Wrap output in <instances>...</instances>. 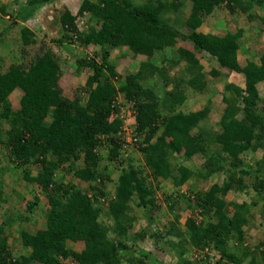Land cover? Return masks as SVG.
<instances>
[{"label": "trees", "instance_id": "1", "mask_svg": "<svg viewBox=\"0 0 264 264\" xmlns=\"http://www.w3.org/2000/svg\"><path fill=\"white\" fill-rule=\"evenodd\" d=\"M61 1L30 0L23 5L15 0L17 11L10 14L0 7L11 19L0 30V50L13 31L21 34V46L10 54L13 60L0 70V126L9 127L6 131L0 127V166L5 162L18 168L37 167L35 176L26 171L23 178L40 188L51 207L36 231L30 224L38 197L27 202L21 214H6L0 225L2 237L14 222L29 224L18 228L21 242L15 248L5 240L0 244V264H121L123 260L161 264L152 252L136 254L127 244L131 203L141 209L156 207L159 184L151 178L170 181L179 189L191 180L208 182L214 176L222 181L193 191V198L178 196L202 219L187 218L185 236L165 242L176 251V264H207L209 257L201 254L206 247L219 256L216 264H264V243L256 247V254L241 248L251 211L232 203L230 215L226 200L231 190H246L243 181L254 176L257 181L252 187L264 202V50L256 60L251 49L252 58L241 62L244 29L223 36L202 32L209 17L226 8L250 23L258 21L263 34L264 16L254 10L264 0H83L77 14L57 8ZM48 6L54 7L47 14L52 20L43 21L58 28L57 38L49 42L40 41L27 26ZM87 15L88 22L99 28L81 30L79 21ZM181 41L191 43L195 51L180 46ZM33 46H38L36 53ZM71 46L76 47L74 55L59 49ZM91 46L100 51L86 52ZM124 49L141 59L136 71L125 76L113 54ZM198 53L216 65L207 72ZM67 63L73 64L76 75L86 69L91 73L74 98L65 96L59 85ZM183 65V77L169 76L173 68ZM231 73L242 75L245 85L229 82ZM156 76L165 88L173 84V89L160 94L159 86L157 91L148 86ZM221 82H225L222 108L215 121L209 118L215 106L212 97ZM17 90L23 94L20 108L14 110L11 96ZM201 98L206 100L201 110L189 107L192 101L201 103ZM128 109L133 111V147L143 156L142 166L135 164L133 156H123L129 144L118 138L124 133L122 115ZM103 147L110 162L127 164L114 198L106 189L111 180L102 164L99 150ZM249 153L253 158L262 154L252 159L254 167L244 163L243 155ZM178 155L186 160L201 155L204 160L192 170L177 162ZM64 173L87 183V190L65 182ZM5 188L0 182V207L8 202ZM147 236L154 244L164 241L160 232L139 233L135 238ZM69 241L83 242L84 249L74 250ZM191 251L199 259L187 258Z\"/></svg>", "mask_w": 264, "mask_h": 264}, {"label": "rangeland", "instance_id": "2", "mask_svg": "<svg viewBox=\"0 0 264 264\" xmlns=\"http://www.w3.org/2000/svg\"><path fill=\"white\" fill-rule=\"evenodd\" d=\"M83 0H64L61 1L57 8L59 9H68L73 14H77L79 7L81 5V2ZM12 2L7 5L8 9H11ZM54 7L48 6L45 7L41 13V17L35 19L34 21H31L28 23V27L34 30L39 36L40 41H51L52 39L57 38L58 31L57 27L54 23L46 24L44 23V18L47 17V14H52ZM255 14H258V16L263 17L264 16V4L260 8H255L254 10ZM50 18L51 17H47ZM90 18V15H87L86 18L84 17L83 21L80 22L81 30L88 31L93 26L95 28L97 25L95 22H88V19ZM7 24V23H6ZM5 24V25H6ZM3 24V27L5 26ZM1 27L0 30L3 28ZM244 29L246 31L245 36L242 39V48L239 52L240 61L244 62L247 59H251L250 51L252 49L253 54H256L255 59H259L261 56V53L264 50V33L261 34L263 29L261 28V24L258 21H254L252 23L247 21V17L242 15L241 13L238 14H230V12L223 8L222 10L216 12L214 15L209 17L206 25H204V28L202 29V32L206 34L211 35H219L223 36L228 32H236L238 29ZM7 36V35H6ZM4 36V37H6ZM9 41H7L5 44L2 45V49L0 50V70H4L9 65L10 60H13L10 57V54H12L15 47L21 46V34L20 31H13L12 34L7 38ZM258 40V42H257ZM180 46H183L191 51H195L192 44L189 42H180ZM38 46H33L32 50L36 53ZM56 47L55 51H68L72 55L76 52V47H67L65 48H59ZM68 49V50H67ZM100 48L91 46L89 49H87L90 54L95 55L97 52H99ZM59 51V53H60ZM126 52L125 57L121 56L122 53ZM33 53V54H35ZM113 54H116L118 56L116 64H118L119 70L121 73L125 76L130 72H135L138 67V62L141 60H137L133 53L131 51L124 50H115ZM198 57L201 59V62L204 64L206 71H210L212 65H216L215 62H209L207 59H203V56L201 54H197ZM3 56V58H1ZM64 56V54H63ZM121 56V57H120ZM73 63V60L71 61ZM72 63H67V65L64 66L63 75L60 79V88L63 91L64 95L69 98H74L76 90L79 88H82L84 84L86 83V80L88 76L91 74L89 69H86L82 75H76L75 70L73 68ZM169 76L171 78H181L184 76V65L179 66L177 68H173L169 72ZM229 82L235 83L240 86H244L245 83L243 81V77L240 74L233 73L229 77ZM224 83L221 82L217 85V92L214 93L212 97V101L215 104L214 106V112L211 114V117H209L212 120H218L220 109L222 108L221 105V92L224 89ZM148 86H152L156 91L158 90V86L162 89L160 94H164L166 90H172L173 84L169 87H164V83L158 79V76L154 77L148 84ZM172 88V89H171ZM21 91H16L11 96V101L13 104V109L18 110L20 108V99L22 96ZM264 98V94L262 95ZM84 99L87 100V97L84 96ZM203 101H200L201 103L195 105L194 102H190L188 105L190 108H193L195 110H201L202 105L206 102L204 98H201ZM126 114L123 113L122 117L125 120L124 128L127 129V137H133V129L130 127V124H132L133 119L132 117L125 116ZM125 116V117H124ZM4 131L8 130V126L4 124V126H0ZM126 143V142H124ZM100 153L104 156L103 160V166L106 169V173L110 176L111 183H107V191L110 193L111 198L115 197V189L117 182L119 180V177L121 176L123 169L126 168L127 164L122 163L123 166H121V160L119 162H110L107 159L108 152L105 147L101 148ZM123 156L134 157L135 164L138 165H144V159L139 152V149L136 147H133V143L129 144L127 146L126 151H123ZM262 157V154H256L257 158ZM254 155L249 153L243 155V160L246 165L255 166L254 160H257L256 157L253 158ZM177 162L179 164L185 165L189 167L192 170H195L198 166H200L203 163V157L201 155H198L194 157L192 160H186L185 158H182L181 156H177ZM252 159H254L252 161ZM5 161V160H4ZM4 164V165H3ZM1 165V164H0ZM1 168H4V172L0 173V182H3L5 184L6 188L3 192L7 193V203H2L0 207V225L2 224L3 220L5 219V216L9 211L8 215H14L16 213L21 214L26 210V204L27 202L35 201L36 198H39V206L36 209L35 217L32 219V223L30 224L31 228L33 230H37L39 226L41 225V222L45 221V217H43L44 212H49L51 207L48 204V200L45 197V195L41 192L40 188L37 185H31L27 184L24 180L23 176L26 171L32 172V175L35 176L37 174V167L35 166H25L18 168L14 164H5V162L2 163ZM16 167V168H15ZM63 172H60L58 175V178L62 175ZM65 182L73 183L77 187H79L82 190H87L88 184L82 182L80 179L75 177L73 174H65ZM151 182L157 186L159 184V189L157 191V199L158 203L155 208H152L151 210L148 209H141L136 206V202L134 201L132 204V211H131V219L128 224H131V226L128 229V241L127 244L131 246V249L133 252L135 251L136 254L140 253L142 250H146L149 252H152L154 257L161 263V264H176L178 262V256L176 254V251L172 250L170 246L165 242H177L182 236H185V222L187 218L193 216L196 217L197 220H201L202 217L200 215L197 216V213L194 212V210H190L189 207L186 205L185 201L182 199H179L178 196L184 195L186 198H193V191L206 189L209 186H211L213 183L221 182L222 178L219 179V176L212 177L208 182H198L195 183L194 181H189L187 184H185L183 187L176 189L173 184L170 181H164L162 178H160L158 181L152 180ZM256 178L254 176L252 177H246L244 182V185H247L246 190H231L227 196L226 200L227 203H229L228 212L230 215H233L234 213V206H232V203L241 204L246 207V209L250 212L248 214L249 224L244 227V231L246 234V241L241 246V248L244 251L250 250L253 252V254H256V247L260 243H264V215H263V200L262 195H258L257 192L253 189L252 185L255 184ZM19 196H24V199L22 200ZM179 200V204L176 203V201ZM171 205H175L173 209L171 208ZM13 210H9V209ZM29 223L26 222H20V224H16L14 222L11 227H8L5 232V236L2 237L0 235V244L5 240V242L9 245L10 248H15L19 242H21V238L19 236V227L26 228L28 227ZM148 233L149 235L155 232H160L162 236L164 237V241L159 242L158 244H154V241L151 240L149 236L146 237V239H140L139 237L135 238V235L139 233ZM68 246L72 247L74 250L81 251L84 249V243L83 242H76L73 243L71 241L68 242ZM233 246V243L232 245ZM197 253L191 251L186 257L190 260L199 259L196 256ZM201 254L204 256H208L209 260L207 264H216V261L218 260V255H216L215 250L206 247L205 250L201 251ZM207 257V258H208ZM250 259V257L247 259V261ZM260 260V259H259ZM129 262L126 260L121 261V264H128ZM151 264V263H146Z\"/></svg>", "mask_w": 264, "mask_h": 264}, {"label": "crops", "instance_id": "3", "mask_svg": "<svg viewBox=\"0 0 264 264\" xmlns=\"http://www.w3.org/2000/svg\"><path fill=\"white\" fill-rule=\"evenodd\" d=\"M10 1L12 2V7H11V9H8L7 8V5L10 3ZM13 1H15V0H0V7H6V9H7V13L8 14H10V12H12V11H17V8H18V6H17V4H26L27 2H29L30 0H17V1H19V3H13ZM7 14V15H8ZM11 19H10V17H8V16H5V15H3L2 13H1V10H0V28L1 27H3V24L5 25L7 22H9ZM231 74H233V73H231ZM231 74H230V76H231ZM238 74V73H237ZM229 76V77H230ZM242 76V75H241ZM243 77V76H242ZM243 81H244V79H243ZM245 83V82H244ZM17 91H20V90H17ZM16 92V91H15ZM44 224V222H41V225L40 226H42Z\"/></svg>", "mask_w": 264, "mask_h": 264}, {"label": "built area", "instance_id": "4", "mask_svg": "<svg viewBox=\"0 0 264 264\" xmlns=\"http://www.w3.org/2000/svg\"><path fill=\"white\" fill-rule=\"evenodd\" d=\"M126 113V115L125 116H127V117H132L133 116V111L132 110H130V109H128L127 111H125ZM124 116V117H125ZM127 129H124V133H120L119 134V137L118 138H120L122 141H124V142H126L127 144H132V143H135L136 142V139H135V137L133 136V137H127L126 138V135H127ZM133 134V133H132Z\"/></svg>", "mask_w": 264, "mask_h": 264}]
</instances>
